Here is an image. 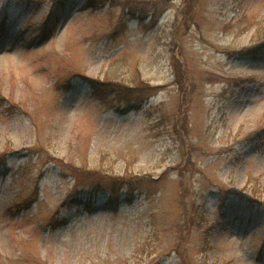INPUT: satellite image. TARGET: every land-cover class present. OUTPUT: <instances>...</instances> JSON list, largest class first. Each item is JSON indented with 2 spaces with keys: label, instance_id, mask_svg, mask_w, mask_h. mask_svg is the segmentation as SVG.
<instances>
[{
  "label": "rangeland",
  "instance_id": "1",
  "mask_svg": "<svg viewBox=\"0 0 264 264\" xmlns=\"http://www.w3.org/2000/svg\"><path fill=\"white\" fill-rule=\"evenodd\" d=\"M91 4L0 0V264H264V0Z\"/></svg>",
  "mask_w": 264,
  "mask_h": 264
},
{
  "label": "trees",
  "instance_id": "2",
  "mask_svg": "<svg viewBox=\"0 0 264 264\" xmlns=\"http://www.w3.org/2000/svg\"><path fill=\"white\" fill-rule=\"evenodd\" d=\"M90 1V3H93V4H96V3H98V2H103V1H105V0H89ZM93 4H91V5H93ZM91 82H93L94 84H92L93 85V87H95V88H98V87H100V83H97V82H95L94 80H91ZM189 161V160H188Z\"/></svg>",
  "mask_w": 264,
  "mask_h": 264
}]
</instances>
